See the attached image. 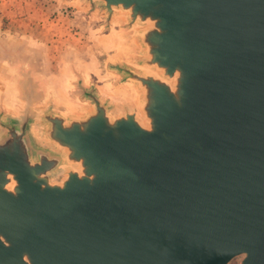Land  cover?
<instances>
[{"label":"water","instance_id":"95a60500","mask_svg":"<svg viewBox=\"0 0 264 264\" xmlns=\"http://www.w3.org/2000/svg\"><path fill=\"white\" fill-rule=\"evenodd\" d=\"M85 1L144 27L145 123L81 83L85 114L2 117L0 264H264V0Z\"/></svg>","mask_w":264,"mask_h":264},{"label":"crops","instance_id":"0c3cea01","mask_svg":"<svg viewBox=\"0 0 264 264\" xmlns=\"http://www.w3.org/2000/svg\"><path fill=\"white\" fill-rule=\"evenodd\" d=\"M107 17L85 0H0V119H19L28 105H56L80 114L74 89L79 73L63 63L85 58L82 31L93 38L90 56L103 46L111 51L126 46L118 42L124 24L118 26L113 18L107 24ZM102 24L110 27L108 34L102 35ZM71 41L75 49L67 46Z\"/></svg>","mask_w":264,"mask_h":264},{"label":"rangeland","instance_id":"374dc122","mask_svg":"<svg viewBox=\"0 0 264 264\" xmlns=\"http://www.w3.org/2000/svg\"><path fill=\"white\" fill-rule=\"evenodd\" d=\"M112 18L118 26L127 22V14L121 10H117ZM143 28V26L135 25L132 28L125 29L123 35L118 38L119 43L122 40L125 41L126 46L124 48L118 47L114 51H111L103 46L102 51L99 52L96 50L97 54L94 56H90L89 54L91 48L90 45L93 44L91 39L93 38H90L87 30L84 32L81 28H78L79 31H82V35L85 37L80 39L79 44L82 45L84 40H87V47L85 46L87 54H85V58H82L80 61H66L63 63L74 65V70L79 73L77 86H75L74 89L77 96L81 99V102L76 112L85 114L93 110L91 101L86 99L84 95L80 93L78 83H81L88 89L94 88L103 103H106L109 107L110 113L114 116H119L120 114L125 113L126 110H137V113L140 114V117L138 116V118L141 121L145 120L139 108L140 92L137 86L131 81L126 80L125 75L115 68L116 64L127 63L135 65V59L142 55V48L139 45L137 33ZM109 29L110 27L108 25L102 24L100 29L102 35L108 34L110 31ZM71 44H73L72 41L70 42V45L67 44V46H71V48L75 49L73 46L75 43L73 45ZM56 67L58 66L55 65V68ZM44 108L46 107L44 106ZM35 109L40 110L43 108L37 107ZM45 128L46 124L42 120L35 119L32 122L31 134L34 138L35 144L45 149L57 151L58 149L55 145L44 136L43 132ZM68 169V166H62L60 170L53 174L52 181L55 183H61L66 177V171ZM243 257L244 256H238L229 264H240Z\"/></svg>","mask_w":264,"mask_h":264},{"label":"bare ground","instance_id":"6f19581e","mask_svg":"<svg viewBox=\"0 0 264 264\" xmlns=\"http://www.w3.org/2000/svg\"><path fill=\"white\" fill-rule=\"evenodd\" d=\"M138 116L140 117V114L138 113ZM143 123H145V121L143 120Z\"/></svg>","mask_w":264,"mask_h":264}]
</instances>
